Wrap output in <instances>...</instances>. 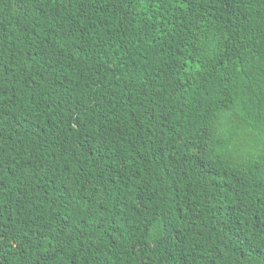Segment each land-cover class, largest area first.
<instances>
[{
    "label": "trees",
    "instance_id": "obj_1",
    "mask_svg": "<svg viewBox=\"0 0 264 264\" xmlns=\"http://www.w3.org/2000/svg\"><path fill=\"white\" fill-rule=\"evenodd\" d=\"M0 264H264V0H0Z\"/></svg>",
    "mask_w": 264,
    "mask_h": 264
}]
</instances>
